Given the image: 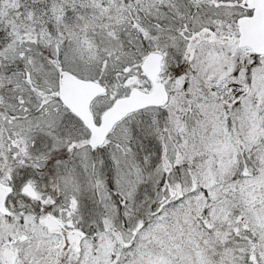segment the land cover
I'll list each match as a JSON object with an SVG mask.
<instances>
[{"label":"snow or ice","instance_id":"1","mask_svg":"<svg viewBox=\"0 0 264 264\" xmlns=\"http://www.w3.org/2000/svg\"><path fill=\"white\" fill-rule=\"evenodd\" d=\"M0 264H264V0H0Z\"/></svg>","mask_w":264,"mask_h":264}]
</instances>
